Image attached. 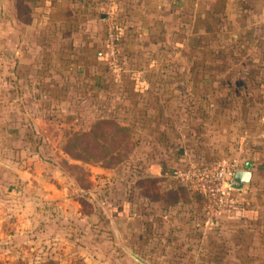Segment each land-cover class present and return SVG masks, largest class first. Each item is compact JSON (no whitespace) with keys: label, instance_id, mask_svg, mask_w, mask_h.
<instances>
[{"label":"crops","instance_id":"crops-1","mask_svg":"<svg viewBox=\"0 0 264 264\" xmlns=\"http://www.w3.org/2000/svg\"><path fill=\"white\" fill-rule=\"evenodd\" d=\"M224 1L115 0L122 30L120 75L134 91L140 86L165 93L164 102L219 106L216 114L260 127L248 132L243 124L236 145L241 165L252 162L250 186L239 193L247 204L213 221L202 211L184 221L178 214L177 224H166L148 253L164 264H255L250 232L264 206L261 192L250 190L264 173L258 154L264 148V0H228L227 7ZM105 33L100 0H5L0 8V198L19 200L20 215L28 217V209L59 198L56 176L45 182L34 174L29 159L39 154L27 144L35 134L29 121L58 117L40 106L50 105L53 112L69 108L86 86L96 88L95 81L110 74ZM161 73L169 79L152 80ZM3 222L0 215V227ZM134 256L129 252L131 264H140Z\"/></svg>","mask_w":264,"mask_h":264},{"label":"rangeland","instance_id":"rangeland-1","mask_svg":"<svg viewBox=\"0 0 264 264\" xmlns=\"http://www.w3.org/2000/svg\"><path fill=\"white\" fill-rule=\"evenodd\" d=\"M224 3L227 7L228 0ZM103 57L110 74L95 81L98 87H85L94 90V96L75 98L69 108L61 105L54 112L50 105L40 106L42 112L57 115L61 121H29L28 127L35 134L28 136L27 144L39 154V158L29 159L36 170L34 174L40 173L45 182L51 175L56 176L59 198L28 209L31 214L27 216L34 217L30 222L26 215H20L19 200L0 198V215L4 217L0 227L1 264H39L47 260L57 264H131L129 252L133 250L144 260L164 264L162 257L148 253L164 236L163 230L169 226L166 224H177L178 214L184 221L202 211L213 221L226 212L210 215L213 207L196 183V171L218 168L222 161L237 159L240 152L236 145L242 140L243 126L247 125L248 132L260 127L252 126V121L218 115L215 111L219 106L213 105V109L212 105L196 104L194 100L192 106L200 108L199 114L206 113V119L186 120L183 108L179 109V118L178 104H184L164 102L165 93L150 92L148 88L136 94L120 75L122 66L112 67L104 54ZM159 77L169 79L162 73ZM108 89L112 92L109 98ZM155 102L159 103L154 105ZM164 103L169 104L170 114L161 113ZM99 118L106 120L98 126L103 140L95 144L89 137L88 142L73 137L88 132L90 124ZM119 125H125L126 130L121 131ZM121 133L127 135L125 140L122 135V144ZM96 146L111 154L103 160L91 155L83 161L63 152L64 148L79 152ZM258 150L260 158H264V148ZM145 177L163 178L155 184L158 190L184 186L186 199L171 207L160 200H150L139 187L142 185L145 194L152 193L154 182ZM201 183H205L204 176ZM31 186L28 191L35 187ZM250 191L251 195L261 192L264 206V173L259 174ZM246 204L239 198L237 206ZM260 211L259 220L253 224L257 226H252L250 232L255 264L264 261V207ZM192 219L195 223V217Z\"/></svg>","mask_w":264,"mask_h":264},{"label":"built area","instance_id":"built-area-1","mask_svg":"<svg viewBox=\"0 0 264 264\" xmlns=\"http://www.w3.org/2000/svg\"><path fill=\"white\" fill-rule=\"evenodd\" d=\"M114 6L115 0H100V9L106 23V33L103 42L104 56L112 67H117L120 66L118 61L120 53L119 41L122 32L118 29L115 21ZM242 167L241 161L233 159L229 162L222 161L218 168L196 171V183L213 207V210H210L211 216L237 205L240 198V190L230 186V179L233 171ZM203 176L205 183H201Z\"/></svg>","mask_w":264,"mask_h":264},{"label":"trees","instance_id":"trees-1","mask_svg":"<svg viewBox=\"0 0 264 264\" xmlns=\"http://www.w3.org/2000/svg\"><path fill=\"white\" fill-rule=\"evenodd\" d=\"M118 29L119 26L117 25ZM121 30V29H120ZM122 32V30H121ZM121 39H122V35L120 36V41H119V45L121 47ZM122 55H121V49H120V53H119V65L122 64ZM178 75H174L172 76L171 79H174V78H178L177 77ZM158 79H161L160 77L156 76L154 78H152V80H158ZM110 83V82H109ZM108 83V84H109ZM107 86L106 85V88L104 86L105 89H107ZM102 87V86H101ZM100 87V88H101ZM143 88L139 86V88H137L138 91H134L135 88L134 86L132 87V90L134 92H139L141 91ZM86 90H89L91 91L90 89H86ZM108 92L109 93H106V97L109 98L110 94H112V92H110V90L108 89ZM95 94V91L92 90L90 93H88V91H85V94L83 96H77L76 98L77 99H83V98H86V97H89V96H94ZM159 102H155V104H157ZM164 110L163 112L161 111V113H168L170 114V111H168V107H169V104L168 103H164ZM181 104H178V113H179V118H180V114L181 112H179V109H182L180 108ZM182 107L186 110V120L190 119V118H198V120H204L206 119L207 115L206 113H202L199 114V108H195L194 106H192V102L191 100H188L187 102L184 103V106L182 105ZM51 119V118H50ZM49 121H61L60 118L58 117H55L53 118V120H50ZM48 120V119H47ZM104 121L106 120H103L102 118H99V119H96L94 121V123L90 124V128H89V131L88 132H85V133H81L79 135H73V137H75V139L77 140H82L83 142H88V137L94 141L95 144H97L99 141L103 140V137H100L102 136V130L101 128H99L98 126L103 123ZM125 125H119L118 128L121 129V131H125L126 128H124ZM122 135H123V139L125 140V138L127 137V135H124L123 133H121V136H120V144H122ZM63 152L67 153L68 155H70L71 157H74L76 159H80V160H88L91 158V155L93 156V158H96L97 160H103L106 156L110 155L111 153H109V151L105 150V148L101 147V146H96L95 148L93 149H88L87 147H85V149L83 151H79V152H72L70 151L69 149L67 148H64L63 149ZM88 162V161H87ZM145 178H151L150 180L152 181L153 180V185H151L152 187V193H150V191L147 192V194H145L144 192H142L143 190V187L142 185L139 186L140 188H142L141 190V193L144 195V196H147L150 200H160L161 203H163L165 206H172V205H175L177 204L180 200H185L186 197H184V186L182 185H176V187H164V188H160L158 190L157 186L155 185L156 182H160L161 180H163V178H160V177H145ZM154 192V193H153ZM153 194V195H152ZM184 195V196H183ZM130 214L132 212H129ZM133 253L136 254L139 258H142V255L139 253V252H136L133 250ZM143 259V258H142ZM145 261H147L149 264H158L157 261L155 260H148L146 259ZM152 262V263H151ZM1 264V263H0ZM17 264H25V263H22V262H19ZM39 264H57L56 262H54L53 260H47L45 262H42V263H39Z\"/></svg>","mask_w":264,"mask_h":264},{"label":"water","instance_id":"water-1","mask_svg":"<svg viewBox=\"0 0 264 264\" xmlns=\"http://www.w3.org/2000/svg\"><path fill=\"white\" fill-rule=\"evenodd\" d=\"M4 3L5 0H0L1 9L4 7ZM251 168H252V162L248 161L243 165L242 168L235 169L230 179V186L237 190L246 188L251 181V175H252ZM134 257L140 260L141 262H143L144 264H147L146 262L141 260L138 256H134Z\"/></svg>","mask_w":264,"mask_h":264}]
</instances>
